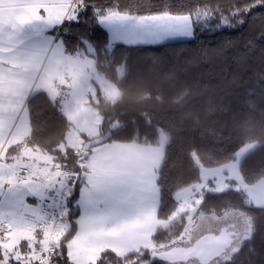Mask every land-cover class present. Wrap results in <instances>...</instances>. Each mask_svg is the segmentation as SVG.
<instances>
[{
	"label": "snow or ice",
	"instance_id": "1",
	"mask_svg": "<svg viewBox=\"0 0 264 264\" xmlns=\"http://www.w3.org/2000/svg\"><path fill=\"white\" fill-rule=\"evenodd\" d=\"M246 25L241 67L264 0H0V264H256L264 78L262 106L248 91L218 132L174 72L147 80L114 54Z\"/></svg>",
	"mask_w": 264,
	"mask_h": 264
},
{
	"label": "trees",
	"instance_id": "2",
	"mask_svg": "<svg viewBox=\"0 0 264 264\" xmlns=\"http://www.w3.org/2000/svg\"><path fill=\"white\" fill-rule=\"evenodd\" d=\"M153 2L159 3L160 0ZM253 35L256 34L250 32L246 25L240 30L198 33L197 38L183 41L140 46L121 45L114 49V54L117 60L126 59L130 67L140 72L147 80H152L158 75L162 78L165 72H174L177 87L186 84L196 93L190 107L199 113L203 127L214 128L219 132L226 131L225 125H231L233 115L246 107L243 102L248 98V91L254 92L251 98L256 100L258 108L262 106L259 81L264 78V53L261 52L260 45H264V40L258 41L254 54L244 62L243 67L235 60L239 55L238 50H242L244 43ZM92 36L94 40L102 43L106 39V32L96 28ZM229 41L233 42L231 46L227 43ZM205 52L207 55H203ZM224 68H227L226 74L222 71ZM233 76L239 79L236 84H229L225 90L228 94H225L221 87L230 82ZM222 77L226 79L222 81ZM221 106L231 111H222ZM210 108L215 111L209 112ZM175 115L179 119L183 114L177 112ZM256 116L259 118V111ZM191 123V118H185L184 130L178 135L199 140L201 129L188 130ZM261 163H264V153L258 152L250 159L249 166L258 167ZM252 246L257 253L254 260L256 264H261L264 258V229L256 234ZM241 260L247 264L248 257L242 256Z\"/></svg>",
	"mask_w": 264,
	"mask_h": 264
},
{
	"label": "crops",
	"instance_id": "3",
	"mask_svg": "<svg viewBox=\"0 0 264 264\" xmlns=\"http://www.w3.org/2000/svg\"><path fill=\"white\" fill-rule=\"evenodd\" d=\"M183 40H188V39H185V38H177V39H171V40L165 41V42H163V43L176 42V41H183Z\"/></svg>",
	"mask_w": 264,
	"mask_h": 264
}]
</instances>
